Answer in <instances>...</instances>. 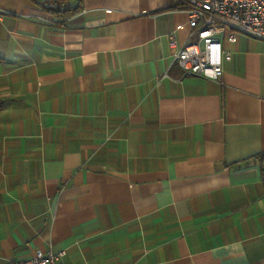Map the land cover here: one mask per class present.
<instances>
[{"label": "crops", "instance_id": "obj_1", "mask_svg": "<svg viewBox=\"0 0 264 264\" xmlns=\"http://www.w3.org/2000/svg\"><path fill=\"white\" fill-rule=\"evenodd\" d=\"M0 9V264H264V40L211 79L173 61L174 0Z\"/></svg>", "mask_w": 264, "mask_h": 264}, {"label": "built area", "instance_id": "obj_2", "mask_svg": "<svg viewBox=\"0 0 264 264\" xmlns=\"http://www.w3.org/2000/svg\"><path fill=\"white\" fill-rule=\"evenodd\" d=\"M184 9L194 39L177 45L170 36L173 61L183 75L217 79L223 61L230 58L224 41L232 42L239 34L264 40V0H187ZM2 14L0 9V17ZM64 258V250L37 249L31 257L15 259L13 264H69Z\"/></svg>", "mask_w": 264, "mask_h": 264}, {"label": "trees", "instance_id": "obj_3", "mask_svg": "<svg viewBox=\"0 0 264 264\" xmlns=\"http://www.w3.org/2000/svg\"><path fill=\"white\" fill-rule=\"evenodd\" d=\"M39 4L42 6L43 9L49 10L52 15H55L59 19L63 20L69 17L71 14H73L77 10L76 6H66V7H58L56 5H46L45 1H38ZM187 0H174V6H177L179 8H184L186 6Z\"/></svg>", "mask_w": 264, "mask_h": 264}]
</instances>
